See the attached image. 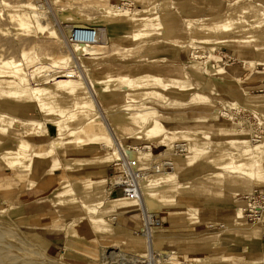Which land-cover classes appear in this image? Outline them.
<instances>
[{"label":"rangeland","instance_id":"obj_1","mask_svg":"<svg viewBox=\"0 0 264 264\" xmlns=\"http://www.w3.org/2000/svg\"><path fill=\"white\" fill-rule=\"evenodd\" d=\"M6 1L14 4L21 0ZM31 1L36 5H42V11L45 15L49 14L46 13L47 5L44 0H40V3L39 0L37 2ZM51 2L53 1L51 0ZM109 2L131 9L123 17L113 22L117 27L118 25L126 26V31H124L126 37L118 41L111 40L108 37L106 48L104 50L100 48L102 53L80 59L82 69L94 80L95 85L100 88L104 95L100 98L102 102L99 100L102 104L99 105L101 112L104 111L110 115L124 110L125 114H117L120 122L113 126L110 125V131H112L118 144L120 143L128 151L144 150L146 143H149L152 153L156 154L164 148L158 146L161 138L164 139L162 143L166 144L168 149L173 142L179 139L190 140L196 146V152L193 154L186 153V156L188 155V159L191 161L188 163L191 165L190 168H194L191 173L194 172V175L198 176L195 180L196 187L199 188L197 193L206 197V206L200 211L202 215L206 216V234L203 237L206 238L207 244L205 247L203 246V239L194 243L186 237L178 240L175 236L167 234L168 232L161 225L157 227L152 224L151 230L153 229L156 235L155 241L158 242L156 245L157 250L153 252V255L156 253L153 259L152 254L147 252L145 248L146 236L139 232L142 225L138 226V229L126 230L122 234L123 238L118 239L116 236L120 234L114 228L116 222L113 218L115 213L121 210L120 203L103 201L106 198L103 190L107 188L114 168L111 167L110 162L117 158L115 155L117 149L114 148V145H111L109 148L103 147L98 153L99 155L97 154V156H109L110 154L107 162L92 163L93 166H100L97 169V175H104L106 180L104 179L102 183L93 181L90 186L85 182V178L88 176L85 167L91 166V163L84 165L85 167L76 165L78 169H74L70 164L62 165L57 160H52L53 157L58 155L57 150H55L50 157L45 156L48 159L46 168H62L61 175H45L40 179L39 176L18 175V177L16 176L18 182H24L26 179L27 181L24 185H21L23 184L21 183L18 188L14 186L13 189H11V185L13 182L16 183V180L13 179V181L11 176L3 179L4 186L10 188L6 189L8 191L4 190L3 192L4 202L0 201V264H131V261L137 259V262L138 260L141 262L142 258H148L149 255L150 258L148 260L144 259L145 262L142 261L140 264L143 262V264H148V261L149 264H264V213L255 223L248 220L244 221L243 217L236 218L235 216V212L239 208L244 209L248 203L253 201L252 197L254 195L259 192L264 193V185H257L251 177L227 172L209 162V158L214 156H238L243 154L244 151L250 150H255L258 154H261V145L264 142V84L262 85V81L264 82V22L261 18L259 23L248 20L250 25L248 30L240 32L231 30L227 33L206 36L208 41L198 39L191 32L193 29L197 31L198 25L223 19L229 14H236V10L243 3H259L264 7V0H109ZM53 4L51 6L54 11L59 10L57 12L67 14V16L71 15L74 17L73 20L77 22L106 23L105 20H102L103 17H99L101 13L97 12L104 4L103 0H54ZM2 6L3 4L0 2V9ZM148 6L151 7L150 10L146 8ZM82 13L93 17L84 19ZM140 15H155V18L146 28L147 35H142L137 40H133L127 36L133 30L131 16L137 17ZM198 17H206V20L195 21ZM160 21L162 24H160ZM9 24L6 15L0 14V25L8 26ZM66 31L65 28L63 32L66 33ZM102 33L101 30L100 34ZM247 35H253V38H257V40L244 41ZM63 39L61 37L59 42L58 39L48 38L47 33L35 34L31 37L14 35L10 31L0 33V56L18 57L21 48H29L30 46H33L32 53L35 52L33 54H39V60L32 62L33 66L27 68L29 73L35 70V74L29 75L26 71L29 84L28 93L18 97H4L14 108L11 111L12 113L9 112L6 115L0 113L4 122L12 126H10L7 134L1 135L0 150L6 147L13 148L22 136L30 141L28 143L30 150L35 148L43 151L49 145L51 139L57 136V131L53 128L44 132L36 128L37 123H51L59 117L60 113L74 108L71 97L61 90L49 92L45 96L37 98L31 92V88L40 86L42 82L45 85H50L49 78L64 77L63 72L68 71V68L76 73V76L73 77L79 75L71 60H65V64H60L61 67H54L53 64L52 67H46L48 60L43 58L45 52L58 58L67 56L69 53L67 42H64ZM101 39L103 38L101 37ZM221 39L225 41H220ZM166 43L175 44L184 51L183 61L171 66L164 64V59H160L158 53L162 45ZM114 50H117L116 53H113ZM191 50L201 55V59L194 60V58H191ZM209 54L210 57L206 58ZM205 58L208 61L204 65H195L197 60L201 61ZM249 61L254 62V65L249 66L247 64L250 63ZM235 65H238L236 68L240 73L237 77H230L222 73L225 69ZM126 68L131 71H149L161 77L172 76L175 79H184L186 82L185 87L183 89L169 88L163 90L155 85L140 86L133 89L123 87L121 91L110 90L115 86L122 71ZM219 68L224 69L218 72ZM191 78L200 81V87L194 89L189 82ZM147 90L159 91V95L149 92L141 93ZM132 91L139 94L135 96L133 102L127 101L129 98L123 96ZM253 93L260 95L256 96ZM168 99L170 101L174 99L175 103H168ZM176 100L179 103H176ZM177 104L179 106L174 107ZM221 105L224 106V109L231 106L238 108L235 113L234 124L227 118L219 116L217 109ZM145 106L155 108L152 113H149L150 116L154 115L159 119L161 118V122L172 123L174 126L173 128L162 127L155 138L141 139L138 144H131V136L139 129V122L127 123V117L131 114L128 107L137 110ZM93 109L91 115L99 120L101 118L99 112L95 106ZM177 109L184 111L183 114L172 116L168 112ZM47 112L53 114H47ZM229 115L234 118L233 114ZM253 115H256L257 120ZM15 120L19 121L16 122ZM233 126L240 128L241 133H227L226 130L232 129ZM39 130L40 132H38ZM14 132L18 136L15 137L12 134ZM168 134L171 135V139ZM231 139L236 141H229ZM241 139H247L249 142H240ZM86 142L90 141L86 140L82 147ZM101 144L103 146V143ZM155 145H157V148H155ZM72 150L77 149L72 148ZM165 154L174 162V168L166 178L167 182L143 187L144 189L150 188L152 191L161 193L160 190L166 188L162 187L164 184L174 183L177 179V172L180 170L179 165L185 162L186 156L173 155L169 150ZM129 157L134 156L129 155ZM138 159L148 160L149 157ZM106 165H110V167H108L109 174L105 175L103 174V167ZM4 167L11 168L0 159V168ZM13 170L16 173V169ZM218 170L228 173V176H213L212 172ZM94 171L96 172V170ZM157 176L154 178H157ZM37 180H41V183H36ZM66 180L68 181L66 182ZM42 183L45 184V189L49 194L48 198L45 197L47 198L45 202L47 207H55L50 199L56 190L65 187L68 189L69 186L73 185L75 192H64L61 197V206L68 203V205L73 206L75 213L83 214L80 222L74 227L75 234L72 236L71 242L65 247H60L57 253L48 252L45 248L46 244L28 233V228H19L16 214L11 210L12 206L25 202L23 199L25 200L24 192L27 188L34 190L40 187ZM172 189L178 191L176 188ZM11 192L14 199L10 196ZM160 197H165V195L159 196L157 194L155 199ZM114 199L137 204L134 200L121 197L120 193ZM86 203L88 205H85ZM104 206L110 208L111 211H108V214L101 215L100 222H93L91 218L97 216L95 211L97 212ZM133 207L140 209L139 205L131 208ZM62 208L57 210L58 213H64ZM151 214L153 215L152 210ZM251 232L253 234H250ZM128 238L139 240L140 246H143V248L139 250L128 247ZM167 250L171 251V254L169 257H164ZM116 251L119 253L121 251L123 254H120L122 256L118 254L122 259L121 261L120 257L116 256L117 253L110 256L111 252ZM135 264L137 263L135 262Z\"/></svg>","mask_w":264,"mask_h":264},{"label":"bare ground","instance_id":"obj_2","mask_svg":"<svg viewBox=\"0 0 264 264\" xmlns=\"http://www.w3.org/2000/svg\"><path fill=\"white\" fill-rule=\"evenodd\" d=\"M34 1L37 2L38 0H34ZM44 1H45L44 3L47 5L46 13H49L48 15L50 17L48 15H45V13L42 11V8H43L42 5L40 4L36 5L31 0H21L14 4L10 3V1L0 0V2L3 4L2 8L0 9V14L6 15L7 22L10 23L8 26L0 25V33L4 31H10L14 33V35H23V36H30V37L31 35H35V34L47 33L48 38L50 37V38L59 40L61 39V37L64 38V34H65L63 32L64 29L66 28L67 30L66 32H68V29H69V25L63 27L62 26L63 23H65L66 21H73L74 23H81V22H77L73 20L74 17L71 15L67 16V14L57 12L59 10L54 11V8L52 7L54 5L53 4L54 0H52L53 2H51V0H44ZM103 1H104V4L101 5V7L99 8V10H97V12L101 13L99 17H103L102 19L105 20L106 23L116 22L120 17H123L128 11H131V9H128L127 7L123 5L118 6L117 4L109 2V0H103ZM38 2L40 3V0ZM146 8H148L147 10L151 9L150 6ZM236 11H237L236 14H229L223 19L215 20L211 23H203L201 25H198V27L196 28L197 31L193 29L191 32L193 35H196L198 39H203L205 41H208L206 36L210 37V36H214L220 33H227V32H231V30L238 31V32L248 30L250 27L248 20L259 23L260 22L259 19L261 18L262 22H264V7L261 6L259 3H253V2H248L246 4L243 3ZM81 15H83L84 19H91V17H93L91 15L84 14V13H82ZM154 18H155V15H151V16L140 15L137 17L131 16V19H132L131 25H132L133 30H131V33L127 36L132 38L133 40H137L142 35L146 36L147 35L146 28L148 27V25L152 23ZM204 20H206V17H202V18L198 17L195 19V21H200V22ZM160 24H162L161 21H160ZM121 26L122 25H120L119 28H121ZM122 27L126 29L125 25H123ZM188 29L191 30L189 27ZM101 30L103 32L102 34H100ZM99 31H100L99 32L100 40H98V42L92 45H82V44H76V43L69 45L67 43V50L69 51L67 56L58 58L56 56H51V54H48L46 52L45 54H43V58L48 60L47 61L48 65L46 67L48 66L52 67V64L54 65V67H57V66L61 67L60 64H65L64 63L65 60L67 61L71 60L73 61L76 67L75 69H77V71L79 72V75L77 77H73V76H76V73L74 72V70H69L68 68V71L63 72V74L65 75L64 77L58 78L56 76L53 78H49V80L51 81V82L49 81L50 85H45L43 84L44 82H42L40 86L31 88L32 95L37 98V97L45 96L46 93L61 90L65 92V94L71 97V99L73 100L74 108L67 112L60 113L59 117L56 118V120H53L51 123H37L36 128L41 129L44 132H46L47 129H53V128L56 129L57 131L56 132L57 136L51 139V142L49 143V145H47V147L43 151L37 150L35 148L30 150L28 148L30 146L28 144L30 141L27 140V138H24L22 136L20 137V139L17 140L13 148L6 147L0 150L1 161L5 164H8L12 169H16L17 177L18 175L19 176L20 175L21 176L30 175L33 177L44 175L43 173L45 172L46 164L48 163L47 157L48 156L50 157L55 150H57L58 155L56 157H53L52 160H57L62 165L70 164L68 159H71V164H78V165H82L86 163L89 164V163L107 162L108 159L110 158V154L109 156L100 155L95 158H90L85 155L86 151L82 147V144L86 140L90 141L86 143H91V142L92 143H97V142L103 143V147L105 148H109L111 145H114V148L117 149L116 150L117 154L115 153L117 157L121 156L122 152L128 157L129 155H131L137 159L140 157H143V158L152 157L153 153H152V150H150L149 143H146L147 145L144 150L135 149V151H128L120 143L118 144L114 135L112 134V131H110V125L113 126L114 124H118L120 122V118L117 117V114H120V115L125 114L124 110H120L117 113H111L110 115L107 112H104V111L101 112V109L99 107V105L101 104L100 98L104 95L102 91L100 90V88L97 85H95L94 80L87 73H85L84 70L82 69V64L80 63L81 61L80 59H82L83 57L85 58L88 56H94L96 54H100L102 53V50H100V48L103 50L104 48H106V44H107L106 39L108 38L107 31L105 30L104 26L102 29H99ZM101 37L103 39H101ZM253 37H254L253 35H247L245 36L244 41L249 42V41L257 40V38H253ZM63 40L65 42V38ZM220 41H225V40L221 39ZM55 45L57 44L55 43ZM58 47H61V46L58 45ZM32 48L33 46H30L29 48L28 47L21 48L18 57H14L10 55L6 57L0 56V113H3V114L5 113L4 115H6V113H9V112L12 113L11 111L14 108V106L8 103V101L4 99V97H18L21 95H26L28 93L29 84L27 81L26 74L29 73V71L27 70V68L33 66L32 62L34 63L39 60L38 58L39 54L38 55L33 54L35 52L32 53ZM116 51L117 50H114L113 53H116ZM190 54H191L190 55L191 58H194V60L201 59L200 57L201 55H198L195 51L191 50ZM207 57L209 58L210 54L206 56V58ZM206 58L202 59L201 61L197 60L195 65L196 64L204 65L205 62L208 61ZM214 58L216 59V57ZM249 62L250 63H247L249 66L254 65V62L252 61H249ZM123 66L127 67L128 65H123ZM237 66L238 65H235L233 67L230 66L229 68L225 69L222 73L230 77H237L240 74L238 69L236 68ZM223 69L224 68H219L217 71L220 72ZM35 72H36L35 70L31 71L29 75L30 74L34 75ZM43 81H46V80H43ZM185 83L186 82L184 79L183 80L179 78L175 79V77H172V76L171 77H166V76L161 77L149 71H144V70L143 71L142 70L141 71H134V70L131 71L130 69L127 70L126 68L124 71H122L120 75V79H118L115 86L112 87L110 90H113V91L120 90L121 91L123 87L133 89L136 87L139 88L140 86H155V85L161 87V89L163 90H167L169 88L183 89L185 87ZM148 92L155 93V94L159 93V91H156V90H147L141 93H148ZM138 94H139L138 92L132 91V92H127L126 95H124L123 97L129 98V100L127 101L133 102L135 96H137ZM172 102L174 103L173 99L171 101L169 100L168 103H172ZM94 106L99 112V115L101 117L99 120H96L91 115L92 110H94L93 109ZM128 109L131 110L130 112L131 114L130 115L128 114L129 115L128 117L126 116L128 118L127 123L133 124L134 122H139V126H138L139 129L136 130L137 132H135L131 136V139H130L131 144H138L141 139L155 138V136H157L160 133L162 127L173 128L174 126L172 125V123H163L164 121L161 122L160 121L161 118L159 119L154 115L150 116L149 113H152L153 110H155L154 107L145 106L137 110H135L132 107H128ZM47 114H53V113L47 112ZM228 116L230 117V119H233L231 115L228 114ZM15 121L18 122L19 120H15ZM258 121L260 122V120ZM10 126L11 125L6 124L4 122L3 117L0 115V137L1 135L7 134L9 132ZM226 131H228L227 133H231V134L241 133L240 128H236L234 126L232 129L226 130ZM38 132H40V130ZM12 134H14L15 137L18 136L16 132ZM168 136L170 139L172 138L171 135L168 134ZM163 140L164 139L161 138L160 145L166 146V144L162 143ZM229 141L235 142L236 140L231 139ZM239 141L249 142V140L247 139H241ZM261 146H262L261 154H258L255 150H250L247 152L244 151L243 154H240L238 156L236 155L214 156V157L209 158V162L215 167L226 170L227 172L239 173L241 175H246L248 177H251L253 178L255 184L257 185H264V142L262 143ZM72 148L77 149V150H72ZM196 150H197L196 146L190 143L187 148V151L189 152L187 153L193 154L194 152H196ZM188 157H189L188 155L185 157L184 163L186 165H189L188 163L191 162L190 159H188ZM98 167L100 168V166ZM159 167H161V165H158V168H155V170L150 172L149 175H147L146 178L143 180L142 185H141L140 197L131 198V200L136 201L137 204L129 203V202H121L118 199L111 200L109 198H104L103 201L106 200L108 203L110 202L120 203L121 210H126L128 208H131L132 206L139 205L143 213L147 215V217H150L151 210L149 209L150 205H148V200L152 199L154 201L155 196L157 194H159V196H161L162 194L164 195L166 190L163 193L161 192L162 193L161 194L158 191H154V190L152 191L150 188L144 189L143 187H149L150 185L158 184L160 182H167L166 178L170 175V172H172V171H167L163 168L159 169ZM85 169L87 170L88 168H85ZM97 169L98 168H92L91 169L92 171L88 173V176L85 178V182H87V185L90 186L91 182L93 181H97V183H102L104 179L106 178L104 177V175H97ZM94 170H96V172ZM212 173H213L212 175L215 177L228 176V173H224V171L222 170L214 171ZM157 175L158 176L162 175V176L158 177ZM155 176H157V178H154ZM110 178L111 179L109 180H113L112 177ZM25 181H27V179ZM24 184L25 183L23 182V184L21 185H24ZM64 190H67V191H64ZM64 192L66 193L75 192L73 185L69 186L68 189L66 187L59 188L58 190L54 192L53 197L50 199V202L53 205H55V208L57 210H60L62 207L61 197L64 194ZM85 205H88V204L86 203ZM242 209L243 208H239L235 212L236 218L241 217ZM108 211H111V210L107 206L102 207L97 212L95 211L97 216L91 218L92 221L95 223L100 222L101 221L100 216L108 214L109 213ZM151 228L152 227L147 228L146 230L147 232L145 233L144 236H146V243H145L146 251L150 252L153 257V252L157 250L156 245L158 242L155 241L156 235L153 229L151 230ZM250 234H253V233L251 232ZM116 237L118 239L123 238L122 235H118ZM127 241H128L127 242L128 247H132V248L139 249V250L143 248V246H140L139 240H133L131 238H128ZM114 253H117L116 256H119L120 254H122L121 251L120 253L116 251V252H111L110 256H114ZM170 254H171V251L167 250L166 253H164V257H169ZM125 257H122V258H125ZM149 258H150V255L148 256V258H145V259L148 260ZM119 259L120 261L122 260L121 257ZM127 261H130V260H127ZM142 261H144V259ZM135 262L137 264L141 263L139 262V260L137 262V259H135L134 261H131V264H135ZM153 263H154V260H153ZM148 264H149V261H148Z\"/></svg>","mask_w":264,"mask_h":264},{"label":"crops","instance_id":"obj_3","mask_svg":"<svg viewBox=\"0 0 264 264\" xmlns=\"http://www.w3.org/2000/svg\"><path fill=\"white\" fill-rule=\"evenodd\" d=\"M101 20V19H100ZM103 20V19H102ZM91 26L98 27L100 29L105 28L107 31V36L114 41L123 40L126 37V33H124V28L115 27L114 23H88ZM112 25V26H111ZM185 56L184 51L179 46L175 44L166 43L162 45L158 53V57L160 59H164V64L166 65H175L183 61ZM189 82L193 85L194 89L200 87V81H197L195 78H191ZM257 82V81H255ZM264 82L262 81V85ZM255 90V89H254ZM259 90V89H256ZM260 95V94H253ZM175 99V98H174ZM173 99V100H174ZM175 103V102H174ZM176 103H179L176 100ZM179 106L174 105V107ZM167 111V110H164ZM172 116H180L184 111H176L169 110ZM164 146V145H158ZM84 150L86 151L85 155L90 158L97 157V154L103 148L101 143H86L83 145ZM157 148V145H155ZM99 155V154H98ZM70 162V166L74 169L78 167H85L84 165L71 164V159H68ZM90 164V163H89ZM77 165V166H76ZM99 165L87 166L86 171L88 173L92 168H99ZM191 165H186L182 162L179 167L180 170L177 172V179L174 183L164 184L162 187H166L161 189V192L165 190V197L148 200L149 209L152 210L153 215L157 217L161 221V226L165 229L170 236H175L176 239L180 240L182 237L188 238L192 243L202 240L204 243L203 246H206V238L203 237L206 234V216L202 215L200 209L205 208L206 206V197L203 195H199L196 187L195 180L198 176H195L194 171L190 168ZM110 165H106L103 167V174H109ZM192 169V170H191ZM60 171V172H58ZM71 171V170H70ZM16 172V171H15ZM72 172V171H71ZM62 168H54L50 169L47 167L45 169L44 175L46 176H54L61 175ZM44 175H39L43 177ZM10 177L16 180V173L14 170L9 167L0 168V201H3V192L8 191L4 186V178ZM32 177V176H31ZM37 178V179H38ZM14 181V180H13ZM68 180H66L67 182ZM26 181H24L25 183ZM41 183V180H37L36 183ZM17 183V184H16ZM16 183L13 182L11 185V189L13 187H19L21 183L16 180ZM45 184H40V187L31 190V188H27L24 192L25 200L23 199V203H19L15 206H12L11 210L15 212L16 217L18 219V227L28 228V233L32 234L33 237L38 238L40 242L46 244L45 248L48 252L57 253L60 250V247H65L69 242H71L72 236L74 233V227L76 224L80 222L82 213H75V209L73 206L67 204H63L62 212L63 214L58 213L57 209L53 207L46 206V199L48 198V192L45 189ZM80 185V183H78ZM187 185V187H186ZM81 186V185H80ZM79 186V187H80ZM176 188L178 191H174ZM172 189V190H169ZM206 190V189H205ZM106 198L114 199L118 191L111 192L107 188L103 190ZM10 196L13 198V193H10ZM47 197V198H45ZM7 202V201H6ZM131 209V210H130ZM116 223H114V228H116V232L120 235L125 233L124 230L129 229H138V226L143 225V218L141 210L137 207L128 208L126 210L117 211L114 215ZM264 263V262H263Z\"/></svg>","mask_w":264,"mask_h":264},{"label":"built area","instance_id":"obj_4","mask_svg":"<svg viewBox=\"0 0 264 264\" xmlns=\"http://www.w3.org/2000/svg\"><path fill=\"white\" fill-rule=\"evenodd\" d=\"M69 25L68 32L64 34L65 42L69 45L72 44H82V45H92L98 42L99 39V29L98 27L89 25L86 21L82 23H74L73 21H66L62 26ZM226 107V106H225ZM227 109V110H226ZM220 106L217 109L219 116H223L228 120L232 121L234 124L235 113L238 108ZM228 114H233L234 118L230 119ZM256 117V115H253ZM257 120V117H256ZM258 124V123H257ZM190 140L179 139L173 142L168 149L167 146H163V150L154 153L148 160H139L134 157H128L122 152V155L112 160L110 163L113 168V173L111 177L113 180L108 181L107 189L111 192L118 191L123 198H139L141 195V185L143 180L149 175L150 172L158 168L172 171L174 168L173 160L166 155L167 150L171 151L173 155L186 156L187 148L190 144ZM151 150V149H150ZM111 179V178H110ZM253 201L247 204L242 210V215L240 218L251 221L255 223L260 219L264 213V193L259 192L257 195L252 197ZM141 210L143 225L139 229V232L143 235L147 232V228L154 226H160L161 221L154 215L147 217ZM147 235V234H146ZM156 253H154L153 257ZM145 259V258H142ZM143 264V263H142Z\"/></svg>","mask_w":264,"mask_h":264}]
</instances>
